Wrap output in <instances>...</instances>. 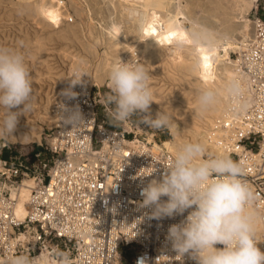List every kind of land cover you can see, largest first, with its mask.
Returning a JSON list of instances; mask_svg holds the SVG:
<instances>
[{"label": "bare ground", "instance_id": "1", "mask_svg": "<svg viewBox=\"0 0 264 264\" xmlns=\"http://www.w3.org/2000/svg\"><path fill=\"white\" fill-rule=\"evenodd\" d=\"M31 1H33L29 3L31 5L27 4V6H31L30 12L34 18L43 13L44 1ZM109 1L113 3L111 5L114 6L118 14V21L116 23L113 21L114 23H110V25L108 22V28L112 33L113 41L118 40L121 33L120 24L122 23L123 38H120L124 39L125 45L120 48L116 47L117 49L115 48L112 53H104L101 59L96 61L97 63L92 70L82 58L69 59V64L64 71L65 79L61 82L62 85L54 88L53 95L43 91L44 96L40 95L42 96L41 99L40 96L38 97L40 102L37 98L36 101L41 105L38 107V104L35 105L36 108L32 106L37 109L35 113L32 110V114L45 122L51 129L47 142L51 147L63 148L65 143L70 140L78 142L81 139L85 148L89 146V149L95 150L91 145L88 144L87 146L86 144L87 136L96 130L92 107L93 100H91L89 93L91 87H99L104 79H108L111 67L119 63L120 60L132 62L137 58L141 59L140 62L146 65L149 73L150 68L154 69L152 70L154 72L155 70L158 71L155 73L156 76L158 74L156 78L158 85L151 84L157 103L153 102L150 105V111L153 117L159 111L169 114L171 124L166 127L168 137L157 142L152 134L147 131L145 132L146 137L141 138L137 135L140 132L138 129L134 130L135 135L131 139L122 136L119 138L116 130L98 125L96 130L98 139L96 140L101 141L100 148L108 149L110 142H114L123 146V152L134 154L138 159L150 156L156 159L160 156L162 159L167 157L171 159L178 144L191 141L203 143L209 154L227 155L229 157L231 154H237L239 156L237 163L242 166L246 175L243 180L252 188L255 196L252 209L258 217L257 239L260 242L257 246L261 251H264V184L257 181L264 175V21L249 16L257 0ZM146 17L151 18L150 28L143 27V21ZM194 27L209 30L215 40V46L211 51L199 50V67L195 66L196 59L190 45H186L183 49H177L173 45V41L177 38L187 37ZM36 45L39 47L41 42L36 41ZM204 57H207V61ZM205 64L208 65L207 68ZM77 70L86 73V75L82 76L80 83L72 87V91L76 93L75 98H68L62 93L70 87L69 79ZM53 82L51 83L52 86ZM229 82H236L240 85L242 94L239 97V104L242 105V108L233 110L232 106L236 103L235 99L221 91L216 106L205 113H200L196 104L198 90L202 86H214L223 90V87ZM61 105H66L68 108L78 106L83 120L76 126L67 125ZM124 123L127 128L132 129L131 124L127 121ZM33 124L28 127H17L13 134L3 137L12 142L39 141L41 127ZM257 129L262 133L257 149L253 151L245 148L240 143L241 138L251 130ZM72 147L68 146L67 148L69 150ZM96 158L95 154L87 153L73 157L70 155L67 160L71 166H77L83 159L91 167ZM119 159L116 158V162H119ZM153 178L159 177L156 175L148 177L146 185ZM110 181L111 177H108L105 181V188H109ZM37 185V177L27 174L23 175L20 180H10L7 184L0 181V244H5L7 247L0 249V264H10V261L18 256L14 254V246L17 243L20 245V255L24 256L28 254L30 248H34L36 245L35 225L25 223L27 226L25 231H14L12 223H23L26 216L34 211L36 203L33 202L32 189L38 187ZM5 186L8 189L6 195L2 193ZM51 191L53 190L49 185L47 192ZM42 196L48 199V195L41 194L40 198ZM163 199L167 198L164 197ZM50 200L48 207L51 206L52 208L54 205H51ZM53 203L56 204L57 201ZM73 210L65 213L66 219H72V213L75 217L79 216V213ZM86 211L88 214L89 210ZM186 215L187 212L184 216L160 219L162 224L159 229L160 232H158L159 236L156 235L152 242L153 252L145 249V252L152 256V264H196L187 254L182 260H179L171 247V243L167 240L169 227L180 222ZM146 246L148 247L149 244ZM216 247L223 246L216 245ZM38 249L31 257L36 264H59V258L52 256L48 247ZM155 256L158 258L157 260Z\"/></svg>", "mask_w": 264, "mask_h": 264}, {"label": "clouds", "instance_id": "2", "mask_svg": "<svg viewBox=\"0 0 264 264\" xmlns=\"http://www.w3.org/2000/svg\"><path fill=\"white\" fill-rule=\"evenodd\" d=\"M151 18L143 21L150 28ZM144 42V41H141ZM177 49L190 45L199 67V50L211 51L215 46L212 33L194 27L184 38L173 41ZM86 73L77 70L69 79L70 87L62 93L75 98L72 87L81 82ZM107 102L112 105L111 119L124 122L140 116V122L154 129L170 126L171 117L164 111L151 115L150 105L156 102L150 84L151 75L145 64L136 61L114 64L108 73ZM221 91L235 99L233 110H239L240 85L229 82L223 90L202 86L196 97L200 113L211 110L219 101ZM33 80L25 55L12 48L0 46V137L11 135L18 127L20 116L32 107ZM157 103V102H156ZM67 125L76 126L83 117L78 106L61 105ZM157 169L148 176L155 173ZM242 166L227 155L209 154L203 143L183 142L175 147L170 164L159 178H153L141 189V209H149V219L184 216L172 224L167 233L176 257L187 254L196 264H264V251L257 246L258 217L252 209L255 196L241 177ZM143 177V176H142ZM166 197L167 199H163ZM222 245L223 247H216ZM10 264H36L29 257L18 255ZM59 264H71L66 253H59ZM137 264H146V258Z\"/></svg>", "mask_w": 264, "mask_h": 264}, {"label": "built area", "instance_id": "3", "mask_svg": "<svg viewBox=\"0 0 264 264\" xmlns=\"http://www.w3.org/2000/svg\"><path fill=\"white\" fill-rule=\"evenodd\" d=\"M117 133L119 138L132 137H128L129 132L124 129ZM261 134L258 129L251 130L241 138V143L246 147L256 141L258 144ZM86 139L87 146L89 144L95 150L89 146L85 148L81 139L78 142L70 140L63 148L50 146L52 154L46 171L41 175L34 173L38 180V187L32 189L36 203L34 211L20 224L35 225L36 241L40 244L45 241L55 257L66 253L71 264H122L125 256L129 257L128 264H137L141 257L148 260L146 264H152V256L145 249L153 252V238L159 236L162 223L148 218L149 209L138 207L142 200L140 191L146 186L148 175L156 168L152 175L160 177L171 159H162V156L138 159L134 154L123 152V146L114 142H110L108 149H101V141L96 140L95 132ZM68 146L73 147L68 150ZM87 153L97 156L91 167L83 159L77 166H71L67 160L70 155ZM116 158H120L119 162ZM13 172L16 175L18 171L15 168ZM108 177L111 181L107 189L105 181ZM245 177L243 172L241 178ZM262 178L264 175L257 181ZM49 185L51 192H47ZM41 194L48 195V199L40 198ZM49 199L54 205L53 210L48 207ZM55 201L57 203L52 204ZM73 209L79 216L72 213L73 218L66 219L65 213ZM86 210H89L88 214ZM20 224L12 223L13 227ZM133 246L136 250L130 253ZM155 259L158 258L155 256Z\"/></svg>", "mask_w": 264, "mask_h": 264}, {"label": "rangeland", "instance_id": "4", "mask_svg": "<svg viewBox=\"0 0 264 264\" xmlns=\"http://www.w3.org/2000/svg\"><path fill=\"white\" fill-rule=\"evenodd\" d=\"M21 1L23 2V4ZM30 1L31 0H0V46L12 48L16 51L22 52L25 55L26 63L28 65L33 80L32 100L35 97L36 99L34 100H38V97L40 95L44 96V92H50L48 94L53 95L54 88L62 85L61 82L65 79L64 71H66V66L69 64V59L76 57L79 59L82 58V60H84L88 64L89 69L92 70L95 63H97L96 61L100 60L101 56H103L104 53H112L114 52V49L116 47L120 48L125 45L124 39L122 40V23L120 24L121 33L119 35L118 40L113 41L112 33L108 28L110 23H116L118 21V14L115 11L114 6H112L113 3H111L109 0H38V2L44 1V9L43 13L34 18L33 14L30 12L31 6H27V4L31 5L29 3L33 2ZM249 16L251 18H259L264 21V0H257ZM79 37L81 40L78 39ZM36 41L41 42V45L39 47L36 45ZM83 41H85L86 43ZM152 70L154 69L150 68V74L154 72ZM155 73H158V71L156 72L155 70V72L151 75L155 80H153L151 77L152 80H150V84H154L157 86L158 79L156 80V78L158 74L156 76ZM153 75H155L156 77ZM52 81H54L53 86L51 85ZM154 81L157 82L154 83ZM110 91L111 89L109 87V80L107 78L102 81L99 87L92 86L89 91L90 98L91 100H93L92 107L94 111V122L96 130L98 125H102L105 128L114 130L124 129L125 131L129 132L128 137H131V135L133 137V135H135L134 130L139 129L140 132L137 134L139 137H146L145 132L148 131L152 134L153 138L157 142H160L168 137L167 128L154 129L148 127L147 125H144L140 122V116L138 115H134L129 120H127V122L131 124L132 129L127 128L124 122H114L109 114L113 106L107 102V96ZM42 92L43 94H41ZM42 96H40V99L42 98ZM34 100L32 101V106L36 108L35 105H37L39 102L36 101V103ZM39 105H41V103L38 104L37 107ZM35 108L31 107L28 111L23 112V114L20 116L18 127H28L35 122V125H39L41 127V138L39 141L31 140L28 142H12L4 138L3 136L0 137V181L5 184L9 183L10 180L18 181L25 174L32 176H35L34 173H37L39 175L44 174L47 169V166L50 163L52 153L50 151V144L47 142V137L50 134L51 129L48 128L45 122H42L39 118L32 114L33 112L35 113V111L37 110ZM2 118L3 110H0V119ZM96 130L94 132L98 139ZM241 144L245 148L251 149L253 151H255L258 146L257 141L250 146L252 148L246 147V145H244L243 143ZM230 158L233 159L235 162H238L239 160V156L237 154H231ZM15 168L18 171L16 175L13 172ZM258 181L264 182V178H262L261 180L259 179ZM7 192L8 189H6L5 186V188L2 189V193L6 195ZM26 228V224H24L23 226L22 224H20L19 226L13 227L14 231H25ZM40 247L49 248L46 243L40 244L36 241L35 247L30 248L26 256L29 257L30 260H32L31 257L35 254L36 251L39 250L38 248ZM5 248H7L5 244H0V249ZM19 250L20 245L17 243L16 246H14V254L20 255L21 252ZM135 250L136 248L135 246H133L131 248L130 253ZM127 252L129 255V251ZM123 258L124 259L122 260V264H128L129 257L125 256Z\"/></svg>", "mask_w": 264, "mask_h": 264}, {"label": "snow or ice", "instance_id": "5", "mask_svg": "<svg viewBox=\"0 0 264 264\" xmlns=\"http://www.w3.org/2000/svg\"><path fill=\"white\" fill-rule=\"evenodd\" d=\"M55 22V21H54ZM204 59H205V61H207V57H204ZM205 67L207 68L208 67V65L207 64H205Z\"/></svg>", "mask_w": 264, "mask_h": 264}]
</instances>
